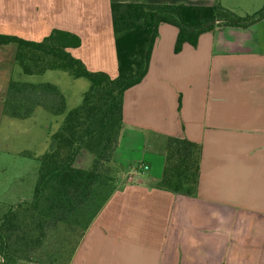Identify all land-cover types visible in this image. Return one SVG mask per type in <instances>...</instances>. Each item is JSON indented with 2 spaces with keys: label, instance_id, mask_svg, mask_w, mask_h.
<instances>
[{
  "label": "crops",
  "instance_id": "0c3cea01",
  "mask_svg": "<svg viewBox=\"0 0 264 264\" xmlns=\"http://www.w3.org/2000/svg\"><path fill=\"white\" fill-rule=\"evenodd\" d=\"M112 3L212 6L214 0H0V34L41 43L54 30L71 33L80 44L70 55L88 71L115 78ZM177 34L176 26L159 24L146 75L124 92L114 190L67 264H264L262 30L215 27L175 52ZM16 49L0 45V126L35 115L3 114L10 80L26 82ZM44 128L42 143L10 149L0 140L1 208L32 198L37 161L26 153L52 149ZM168 137L200 148L190 195L161 182Z\"/></svg>",
  "mask_w": 264,
  "mask_h": 264
},
{
  "label": "trees",
  "instance_id": "16d2710c",
  "mask_svg": "<svg viewBox=\"0 0 264 264\" xmlns=\"http://www.w3.org/2000/svg\"><path fill=\"white\" fill-rule=\"evenodd\" d=\"M110 11L117 62L115 78L88 71L70 55L67 50L80 44V39L71 33L54 30L41 43L0 34V45L16 44L14 62L23 75L59 70L89 83L81 104L66 110L64 97L52 84L13 79L9 82L3 114L25 119L41 108L53 118L44 128L53 147L41 155L26 153L38 161L33 196L10 207L0 218V264L33 262L52 232L55 247L48 244L45 263L69 261L84 231L114 190L110 184L119 167L114 153L123 128V95L146 75L159 24L178 28V52L186 42L195 45L202 32L215 27L247 28L264 17L263 7L252 16L238 18L222 9L218 0L212 6L112 3ZM199 156L196 143L168 137L162 184L174 192L192 194L198 184ZM91 200L92 204L96 200L98 207L84 225V207Z\"/></svg>",
  "mask_w": 264,
  "mask_h": 264
},
{
  "label": "rangeland",
  "instance_id": "374dc122",
  "mask_svg": "<svg viewBox=\"0 0 264 264\" xmlns=\"http://www.w3.org/2000/svg\"><path fill=\"white\" fill-rule=\"evenodd\" d=\"M218 2L222 9L228 10L238 18H246L248 16H252L257 12H259L264 7V0H218ZM254 24H259V28L262 30V37L264 40V17L259 21L255 22ZM22 78L29 83L30 82L34 84L49 83L54 85L65 99L66 110H69L81 104L84 92L87 91L88 89L87 85L89 84L85 79L78 80L71 78L67 73L59 70H49L42 74L34 75L30 77L22 75ZM5 120H9V119H5ZM51 120H53V118L48 113H46L41 108H38L37 112H35L34 117L29 121L22 122L15 120L14 123H6L7 121H2V124L0 126V140L5 139L7 143H10L11 145L10 149L20 147L22 142H26V141L35 142L36 139L37 140L39 139V143H42L43 134H44L42 126L47 127L48 125H50ZM31 127L32 129H34L35 127L34 132L32 131L29 132L31 130ZM158 143L160 144L161 142ZM163 143H164V149H163L164 152L167 140ZM24 145L27 144L25 143ZM33 145L34 144H32V142L31 144H29L30 147H34ZM37 147H39V145ZM45 147L48 148L49 150L50 147L51 148L53 147V145L52 143L51 146L50 144L48 146L46 144ZM35 166H36L35 171H37L38 161L35 163ZM127 170L128 168H125V171ZM29 171L32 174V167L29 168ZM113 181L111 182L110 185L114 186L115 181L114 182ZM96 204H97L96 200L93 204L91 200V202L88 201L87 205L84 207V211H86L83 217L84 225L88 222V217L91 216L94 213V211L97 209L98 205ZM8 209L9 208H7V206L3 208L0 207V218L3 214H5L8 211ZM57 231L58 233H61L59 229ZM53 234L54 232L50 234L49 242L44 244L43 245L44 247H42L37 252L39 255L36 260L34 259L33 262L19 260L17 261L16 264H22L23 262L33 263V264H47L45 263V258H46L45 254L46 252L50 251V245L48 244L53 245V248L55 247V243L51 239ZM40 257L43 258V261L40 259Z\"/></svg>",
  "mask_w": 264,
  "mask_h": 264
}]
</instances>
